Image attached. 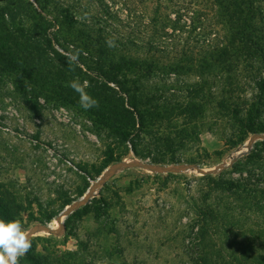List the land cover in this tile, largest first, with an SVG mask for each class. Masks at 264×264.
I'll use <instances>...</instances> for the list:
<instances>
[{
  "label": "rangeland",
  "instance_id": "374dc122",
  "mask_svg": "<svg viewBox=\"0 0 264 264\" xmlns=\"http://www.w3.org/2000/svg\"><path fill=\"white\" fill-rule=\"evenodd\" d=\"M30 1L47 20L63 21L60 41L65 46L67 9L76 8L78 18L98 29L94 17L103 0ZM104 1L120 13V20H110L109 26L122 33L115 38L118 54L156 62L151 72L141 74L140 95L146 98L142 102L143 110L147 104L149 128L137 125L124 141L89 110L67 103L51 90L24 95L21 84L26 86L28 77L0 71V203L6 205L11 219L22 221L27 232L57 221L66 207L87 194L116 164L189 163L213 169L227 164L254 135L249 134L243 143L238 137L257 96L263 101L264 96H260L258 73L250 68L245 44L233 34L228 17L220 14L222 0H121L118 5L115 0ZM126 5L129 10H122ZM133 30L137 35L130 34ZM78 32L91 34L84 26L71 28V50L79 43ZM48 34L55 37L59 30L52 28ZM222 46L231 55L218 60L220 52L215 50ZM54 47L66 54L57 43ZM82 56L89 58L86 53ZM125 77L121 80L135 78L127 73ZM110 86L118 89L113 83ZM126 87L134 86L129 82ZM153 95L160 98L155 101L158 105L149 100ZM123 98L127 103L128 97ZM66 111L73 123L81 125L80 130L66 120ZM257 120L256 126L264 127V109ZM111 159L116 162L107 165ZM218 175L214 179L219 180ZM204 176L196 171L158 174L124 168L87 205L65 218L58 234H35L20 264H33L32 259L43 264L63 260L65 264H208L216 258L227 261L233 253L240 259V245L250 242L248 233L263 216L224 195L208 204L220 210L227 207L224 217L232 219L205 236L197 207L212 185ZM231 177L237 174L226 173L222 178ZM261 251L257 253L264 258Z\"/></svg>",
  "mask_w": 264,
  "mask_h": 264
},
{
  "label": "trees",
  "instance_id": "16d2710c",
  "mask_svg": "<svg viewBox=\"0 0 264 264\" xmlns=\"http://www.w3.org/2000/svg\"><path fill=\"white\" fill-rule=\"evenodd\" d=\"M120 1L115 0L114 3L118 5ZM100 4L96 16H93L94 26L98 28L97 30L86 25L85 21L81 20L82 16L77 17L76 8L72 7L66 10L65 46L60 41L61 37H64L62 34V29L65 28L63 21L47 20L30 0H0V71L4 73L10 71L17 73L19 77H28L29 82L26 86L21 84L23 91L19 87L20 92L24 95L31 92L36 93L37 90L41 92L51 90L58 98L75 105H79V95L65 85L77 78L81 83L87 81L89 86L86 91L99 102L98 107L89 109L90 113L103 119V124L109 130H114L122 140L127 141L136 131L137 125L144 130L149 128L147 114H145L147 104H144L143 110L144 102H142L146 98L140 95L143 91L141 90L143 78L141 74H144V70L146 73L151 72L150 69L156 62L120 56L118 52L121 50L116 44L115 47H108L104 40L106 36L116 40L115 38L122 34L118 32V29H116L117 33L113 32V29L109 30L113 21L120 20L118 17L120 13L104 0ZM218 6H221L220 14H225L228 17V24L232 26L233 34L240 38L239 43L245 44L250 68L255 69L258 73L256 79L259 78L257 87L260 96H264V77L263 68H261L264 66V0H222L221 3L218 2ZM128 7L126 5L121 9L127 11ZM41 8L44 12L46 11V8ZM78 25L88 28L91 34L86 35L78 32L75 35L80 45L76 42L78 44L73 47L81 50V54L78 63L72 65V69H74L72 70L66 55L56 49L54 43H57L66 53L72 51L73 48L70 49V42H68L71 41L69 35L71 28ZM52 28L59 30V34L55 37L48 34ZM130 34L135 36L137 32L133 30ZM72 37L74 38V36ZM136 42L137 40L133 38L132 44L136 45ZM215 52H220L218 60L231 55V51L224 46L216 48ZM84 53L89 58H84L82 56ZM82 58L85 62L82 61ZM125 73L134 75L135 78L122 81L121 79L126 78ZM92 74L95 75L92 76ZM129 82L134 86L132 89L126 87ZM111 83L115 84L118 89L111 88ZM31 85L34 87L30 90L27 89ZM123 95L128 97L127 103L124 102ZM257 99L246 119L241 122L244 129V132L238 134L241 143L249 138V134L264 133V127L256 126L259 114L264 109V101L261 97L259 100ZM149 100L156 103L155 101H159L160 98L153 95ZM194 106L196 105H193L192 111L197 109ZM156 107L158 108L155 105ZM187 137H189L188 134L182 139ZM115 162L116 160L111 159L107 165ZM153 162L160 163L162 161L154 160ZM226 173L237 174V177L225 180L222 177ZM204 178L212 185L211 192L204 195L203 203L197 207L199 219L205 223L206 228L203 233L205 236L208 235V232L213 231L218 224L222 225L225 220L228 222L229 219H232V216L229 219L224 217L229 211L227 207L220 210L208 204V201L215 204L224 195L232 196L250 212L253 211L260 214L261 217L263 216L261 223L258 222L257 226L249 231L248 241L250 242L240 245L242 258H235V253H233L227 261L216 258V261L208 264H264L262 253H257L260 249L261 252L264 251V141H258L250 153L238 160L230 170L219 174V180L214 179L213 175H205ZM6 208V205L1 202L0 209L3 214L0 216L11 219ZM259 241L262 243L258 246ZM32 263L43 264L35 259H32ZM65 263L63 260L58 264Z\"/></svg>",
  "mask_w": 264,
  "mask_h": 264
},
{
  "label": "water",
  "instance_id": "95a60500",
  "mask_svg": "<svg viewBox=\"0 0 264 264\" xmlns=\"http://www.w3.org/2000/svg\"><path fill=\"white\" fill-rule=\"evenodd\" d=\"M264 141V134H254L251 138L247 150H243L246 146L243 147V149L236 151V153L233 155V157L228 161L227 164H223L222 166H219L217 168L213 169H205L202 166L198 164H177L174 166L169 165H159L154 164L150 162H122L119 164H116L113 166L111 170L106 171L94 184V186L91 188V191L87 192L83 197H81L79 200H77L74 204L69 205L65 208V210L57 217V222L59 223L60 228H52L50 224H39L34 227H32L28 231V235L30 239L37 234L38 232H48L50 234H58L63 228H64V219L76 212L78 209L84 207L87 205L90 200H92L99 188L110 178L115 176L120 170L124 168H141L146 169L154 173L158 174H179L184 173L187 171H196L202 175H216L224 172L225 170L231 168L238 160H240L242 157L250 153V151L253 149L254 145L260 141Z\"/></svg>",
  "mask_w": 264,
  "mask_h": 264
},
{
  "label": "clouds",
  "instance_id": "9594fccd",
  "mask_svg": "<svg viewBox=\"0 0 264 264\" xmlns=\"http://www.w3.org/2000/svg\"><path fill=\"white\" fill-rule=\"evenodd\" d=\"M106 43L110 48L115 47V40L112 38L107 39ZM80 54L81 50L75 48L65 54L70 69L74 63H78ZM65 86L79 95V105L85 111L99 106L98 100L86 91L87 81L81 83L77 78L67 82ZM31 248V239L20 219L0 218V264H20L21 258L26 256Z\"/></svg>",
  "mask_w": 264,
  "mask_h": 264
},
{
  "label": "built area",
  "instance_id": "2783aa9c",
  "mask_svg": "<svg viewBox=\"0 0 264 264\" xmlns=\"http://www.w3.org/2000/svg\"><path fill=\"white\" fill-rule=\"evenodd\" d=\"M57 111V110H56ZM68 114V112L66 111V120L68 121V122H70L72 125H75V127H77L79 130L81 129V125L80 124H78V123H73V121H71V118H70V116H68L67 115ZM59 115V112H58V114H57V116Z\"/></svg>",
  "mask_w": 264,
  "mask_h": 264
},
{
  "label": "bare ground",
  "instance_id": "6f19581e",
  "mask_svg": "<svg viewBox=\"0 0 264 264\" xmlns=\"http://www.w3.org/2000/svg\"><path fill=\"white\" fill-rule=\"evenodd\" d=\"M248 144L249 143H247V145H245L246 147L243 149V150H247V146H248ZM91 190H89V192H90ZM52 222V221H51ZM57 224H58V222L57 221H55L54 220V222H52V223H50V226L52 227V228H57ZM28 233V232H27Z\"/></svg>",
  "mask_w": 264,
  "mask_h": 264
}]
</instances>
